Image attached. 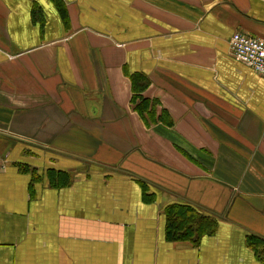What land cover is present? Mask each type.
I'll return each mask as SVG.
<instances>
[{
  "label": "crops",
  "instance_id": "crops-1",
  "mask_svg": "<svg viewBox=\"0 0 264 264\" xmlns=\"http://www.w3.org/2000/svg\"><path fill=\"white\" fill-rule=\"evenodd\" d=\"M236 32L264 37V0H0V264H263L264 79ZM174 203L214 232L169 240Z\"/></svg>",
  "mask_w": 264,
  "mask_h": 264
},
{
  "label": "trees",
  "instance_id": "trees-1",
  "mask_svg": "<svg viewBox=\"0 0 264 264\" xmlns=\"http://www.w3.org/2000/svg\"><path fill=\"white\" fill-rule=\"evenodd\" d=\"M132 91H144L148 87V79L143 75H133L131 77ZM138 100V103H136ZM135 108L139 112H144L150 116L157 103L147 99L132 98ZM147 193V191H146ZM151 197L150 194H147ZM146 197V194H145ZM147 198V197H146ZM166 221V234L171 241H191L197 243L206 234L214 232L215 220L210 216H205L194 206L188 203H174L164 209ZM248 245L252 248L257 259L264 264V239L249 236Z\"/></svg>",
  "mask_w": 264,
  "mask_h": 264
},
{
  "label": "built area",
  "instance_id": "built-area-1",
  "mask_svg": "<svg viewBox=\"0 0 264 264\" xmlns=\"http://www.w3.org/2000/svg\"><path fill=\"white\" fill-rule=\"evenodd\" d=\"M232 57L249 66L264 79V37L236 32L229 40Z\"/></svg>",
  "mask_w": 264,
  "mask_h": 264
}]
</instances>
